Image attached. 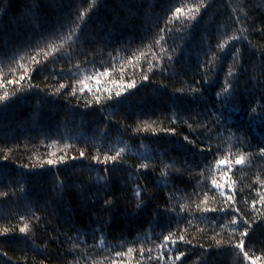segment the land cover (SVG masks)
I'll use <instances>...</instances> for the list:
<instances>
[{
  "label": "trees",
  "instance_id": "16d2710c",
  "mask_svg": "<svg viewBox=\"0 0 264 264\" xmlns=\"http://www.w3.org/2000/svg\"><path fill=\"white\" fill-rule=\"evenodd\" d=\"M199 2L43 0L41 15L47 17V25L34 33L31 17L20 19L24 0H0V34L32 42L42 62L44 52L52 53L51 45L62 54L55 64L33 72L30 83L13 85L7 80L19 79L24 72L20 64L32 70L33 53L21 52L24 59L18 57L11 71L5 66L7 59L0 56V80L5 83L0 95L7 92L11 97L6 104L0 103V233H7L0 235V264H173L178 250L186 253L182 264H251L234 247L243 229L229 222L233 213H202L197 205L223 208L231 195L245 218H264V205L259 202L264 195V158L257 155L264 146V120L259 115L251 118V107L258 113L264 107V89L245 87L249 76L260 71L264 35L254 29L264 27V0H211L194 22L185 11L170 24V36L161 45L175 47L176 53H161V46L142 48L146 55L141 57L137 51L138 62H129L141 38L153 39L176 7L192 8ZM78 12L84 13L83 20H77ZM57 22L65 27L37 47L40 33L48 35ZM232 36L242 38L231 41ZM219 43H227L223 52L217 48ZM235 48L244 54V66L233 67L240 75L239 86L230 99H218L216 93L230 79L227 72ZM153 51L157 59L164 57L165 65L169 54H179V59L164 72L155 62L150 70ZM214 54L219 58L214 59ZM105 68L110 74L101 78L105 88H114L112 81L137 84L115 115L111 107L85 108L84 101L93 97L87 91L80 93L79 81ZM61 70L67 75L57 76ZM143 74L150 79L143 82ZM196 81H201L202 95L193 99L188 89ZM30 84L35 87L29 92ZM60 84L69 87L61 95H50ZM72 86L75 97L69 95ZM92 88H96L94 82ZM201 124H207V129ZM185 136L194 143H186ZM121 148L124 165L113 173L111 183L122 188L141 186L144 207L138 214L136 200L128 191H116V205L102 211L103 185L90 177L103 175V165L89 172L82 170L79 159H71L84 151L87 164L98 154L103 159L109 149ZM241 156L243 164L235 165ZM60 157L66 163L46 164ZM224 159L231 161L230 169L217 167L216 161ZM145 164L147 173H136L137 166ZM165 172L169 175H162ZM213 180L226 187L214 189ZM165 207L174 212L155 217L156 209ZM33 213L40 217L38 229L32 227L36 224ZM25 224L29 225L27 239L19 233ZM169 231L175 233L177 244L161 247ZM181 235L187 242L179 241ZM73 245L76 249L70 254ZM128 248L133 252L128 253ZM245 251L260 258L257 264H264V227H256Z\"/></svg>",
  "mask_w": 264,
  "mask_h": 264
},
{
  "label": "snow or ice",
  "instance_id": "6c2138e0",
  "mask_svg": "<svg viewBox=\"0 0 264 264\" xmlns=\"http://www.w3.org/2000/svg\"><path fill=\"white\" fill-rule=\"evenodd\" d=\"M211 0H207V2H204V0H201V2L197 3L194 7L188 8L187 5H182L181 7H176L174 11L172 12V15L168 17V19L165 21V27L160 28L159 32L155 34L154 38L151 40H147V37H142L141 38V44L137 46V49L133 50L129 59V62H138L136 58V52L139 51L140 56L143 57L146 55L144 51H142V48H147L149 50L156 48L157 46H161L163 44H166L167 40L166 38L170 36L171 33V28L170 24L174 20H179L182 18V16L185 14V11L187 12V18L191 21H195L200 13V9L204 8L207 9L210 6ZM90 7H95V4H93ZM43 8V0H24V7L20 12V19L24 20L28 17H31L30 20V26L32 27L33 32H38L40 29H45L47 25V17L44 15H41V11ZM84 19V13L83 12H78L77 13V20H83ZM237 22L239 23L240 20L237 19ZM18 23V27L19 22ZM76 21H73V24H75ZM118 23V22H117ZM65 27L64 24H61L57 22V25H54L53 28L48 32V35H45L43 32L40 33V40L36 41L37 47L39 44L43 41H47L50 36H55L57 32H59L61 29ZM71 30V29H70ZM255 31L260 32L261 35H264V27L260 28H255ZM72 36L66 37V39H71ZM77 39H79V35L76 36ZM242 37L239 36H232L229 39L231 41L239 40ZM246 39V37H244ZM147 40V43L145 44L144 41ZM227 46V43H219L217 45V48L219 52H223ZM53 51L52 53L44 52V57L45 60L42 62L40 61L37 56L39 53L35 52V49H33L32 42H26V43H21L19 39H14L11 37H6L3 34H0V56H3L7 59V65L10 68L11 71V65L17 64V58L19 57L20 60H23L24 57L20 56L21 52H25L26 54L28 53H33L31 55V60L33 64V68L31 71H29L27 68L24 67L23 64H20V68H24V72L19 75V79H9L7 80L8 85H13V84H19L21 81H29L31 80L32 73L37 71L38 69L43 71L44 70V65L47 63H53L59 59L62 58L61 50L57 48L55 45H51ZM182 49H180V52L182 53ZM160 52L161 53H176L177 49L175 47H172L169 45L168 47H160ZM243 51L240 48H235V51L232 53V64L228 68L227 72V77L230 79H226L224 86L222 89L216 93L217 98H223V99H230L237 91V88L239 86L240 82V75L239 72H234L233 67L235 65H240V67H243ZM218 55L214 54V59H218ZM259 58H260V71L259 74L257 75L255 72H253L252 75L249 76L248 80L245 82V87L246 88H251L255 89L257 86L264 89V51H261L259 53ZM68 59L70 60L71 57L69 55ZM164 57L160 56L159 59H157V53L154 51L152 52V60L148 61L150 65V70L151 67H153V62L156 64H159V71L164 72L166 67L169 65H172L175 63L177 59H179V54L177 55H171L169 54L167 56V62L168 64L165 65L162 63ZM212 62L209 61L208 64L210 65ZM79 68V65L76 66ZM201 67H205V65H201ZM253 68H255V65H253ZM208 72L212 71L211 67L207 68ZM247 71V69H245ZM51 72H55V68L51 70ZM57 76L63 77L67 75V73L63 72L61 70L60 72L56 73ZM109 70L105 68L103 72L97 71L93 76L86 77L84 80L79 81L80 84V93L83 94L85 91L90 93L93 97L91 101H84V107L85 108H91L93 105H96L103 109L104 107H111L113 108V115L116 114V111L119 110L120 106L124 105L128 99L129 96L132 94L133 89L137 88V84L135 80H130L125 83H120L118 81H112V84L114 85V88H105L102 84V77H109ZM74 78V77H73ZM150 79L149 75L143 74L142 75V81L146 82ZM96 84L95 90L92 88V83ZM209 81L205 79L203 83H208ZM201 81H196V86H192L188 89L190 94L193 96V99H196L199 95H202V89L199 87ZM5 87V83L3 80H0V89ZM35 87L30 84V87L27 91H31L32 88ZM69 87L68 84H60L59 88H57L53 93H50V95H61L63 94V90L67 89ZM181 94H183L184 90H178ZM106 94V95H105ZM69 95L75 97L76 96V89L75 86H72V90L69 93ZM11 97L7 92H5L3 95H0V103L6 104ZM257 115L260 116L262 120H264V107L261 108L260 112H257V109L255 107H251V118H255ZM191 127V125H190ZM202 128L207 129V124H201ZM184 140L186 143H194L193 141H190L187 136L184 137ZM243 146V144H242ZM210 150V149H209ZM201 151H204V149H201ZM114 154H111L113 153ZM124 152V149L121 148L119 151H116L115 149H109L107 152L104 153L103 159L100 158V155H96L92 157L91 161L87 164H84L83 161L87 159L86 153L84 151H81L79 153V156H73L71 159L72 160H77L79 159L81 161V168L82 170H87L89 172H92L95 169L96 165H103V175H97L95 177H90V179H93L96 184H102L103 185V194H104V200H103V207L102 211H111V209L116 205L117 199L115 196L116 191H128L131 192L132 198L136 200V209L135 213H139L143 211V189L139 184H136L134 187L131 188H122L118 186H114L111 183V177L113 173H115L119 168H121L124 165V161L121 159L122 153ZM257 155L261 158H264V146H261L258 150ZM5 160H7V156L4 157ZM244 162V157L241 156L235 160V165H241ZM66 163L65 157H60L59 159H48L46 161V164L49 166H53L56 164H63ZM216 165L218 168L223 167V168H231V161L224 159V160H217ZM169 167L168 165H165V168ZM130 170V169H129ZM148 171V165H139L136 168V173H139L141 175L146 174ZM130 175H132L131 170H130ZM162 175L168 176V173H162ZM172 179H177L178 177H171ZM224 179L225 182L228 180V172L224 173ZM61 186L63 182L61 181ZM212 186L216 190H222L226 187V183H220L216 180L212 181ZM221 195H224V192L221 191ZM2 195H7V193H3ZM205 195H207L205 193ZM171 199V197L169 198ZM262 205H264V195H261L260 201ZM206 204V201L204 202ZM255 201L253 202V206L255 205ZM197 209L201 211L202 213H209V212H221L224 213L225 216L229 214V210L232 215V219L229 221L231 224L236 225L237 228H242L243 231L240 233L242 239L239 241V243H236L234 245L235 248L239 249L243 254H244V259L251 260V264H257V260L260 259L259 257L253 258L250 257L248 252L245 251V244L247 243V239L250 238L251 234H253L256 230V227H264V218L260 219L259 221L255 220H250L245 218L246 214H242L241 210L238 206H236V201L234 196H228L227 197V204L226 207L223 208H209V207H203L201 208L199 205H197ZM181 212L184 211V207L181 206ZM174 209L171 207H165L163 210L157 208L155 211V217H161L163 215L173 213ZM24 217H21V220H23ZM31 219H34L36 221V224H34L32 227L38 229L39 227V221L40 217L35 216L33 213ZM28 231H29V225L25 224L24 226H21L19 228V233L27 239L28 237ZM7 233H0V235H6ZM162 235V233H161ZM175 236V233L172 231H169L167 235H163V241L161 243V247H166L168 244L176 245L177 240L173 239ZM180 242H187L185 240V237L181 235L179 237ZM219 244L220 242L217 241ZM76 249V245H73L71 252H74ZM149 250V259H151ZM133 248H128V253H132ZM43 255L44 253H40ZM141 254H143V248H141ZM117 256H123L124 253L122 252H117ZM186 253L184 251H179L178 254L175 255L173 264H175L176 261H181L182 264V258L185 257ZM158 260H162L163 257H157ZM39 264H43V261H40ZM78 264V262H77ZM113 264H116L114 261Z\"/></svg>",
  "mask_w": 264,
  "mask_h": 264
}]
</instances>
